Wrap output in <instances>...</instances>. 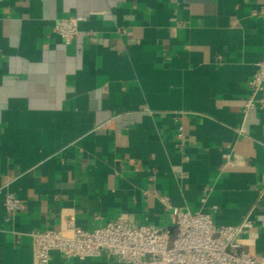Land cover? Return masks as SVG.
<instances>
[{
	"label": "crops",
	"instance_id": "obj_1",
	"mask_svg": "<svg viewBox=\"0 0 264 264\" xmlns=\"http://www.w3.org/2000/svg\"><path fill=\"white\" fill-rule=\"evenodd\" d=\"M264 0H0V264H41L30 233L119 217L167 228L163 201L253 229L264 255ZM87 17L66 44L60 17ZM183 127L184 138L178 136ZM224 153L231 166L221 167ZM207 202L201 203L203 190ZM13 193L25 208L7 219ZM213 206L217 210H213ZM48 264H125L51 252Z\"/></svg>",
	"mask_w": 264,
	"mask_h": 264
},
{
	"label": "built area",
	"instance_id": "obj_2",
	"mask_svg": "<svg viewBox=\"0 0 264 264\" xmlns=\"http://www.w3.org/2000/svg\"><path fill=\"white\" fill-rule=\"evenodd\" d=\"M255 14L264 15V7ZM87 17H60L55 20L53 32L70 44L79 36L80 21ZM248 85L252 95L247 99L245 111L255 107V95L264 89V59L258 64ZM178 136L184 138L183 127ZM221 167L231 166L229 153H224ZM205 188L201 203L207 202ZM172 212L175 237L167 228L151 224H136L124 217L84 229L67 219L63 229H44L30 233L35 258L41 264H48L52 251H59L65 257L86 259L102 254L113 256L125 264H264V255L248 251L242 244V236L254 227V221L247 214L239 223L216 225L211 211H190L173 206L168 197L162 198ZM259 202L264 201V186L258 191ZM3 204L7 219L25 208L22 199L13 193H6ZM213 210L217 207L213 206Z\"/></svg>",
	"mask_w": 264,
	"mask_h": 264
}]
</instances>
